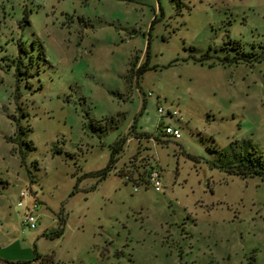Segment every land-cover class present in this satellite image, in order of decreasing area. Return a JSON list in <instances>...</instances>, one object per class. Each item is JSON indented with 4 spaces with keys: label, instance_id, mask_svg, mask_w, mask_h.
<instances>
[{
    "label": "rangeland",
    "instance_id": "374dc122",
    "mask_svg": "<svg viewBox=\"0 0 264 264\" xmlns=\"http://www.w3.org/2000/svg\"><path fill=\"white\" fill-rule=\"evenodd\" d=\"M262 43L264 0H0V264H264Z\"/></svg>",
    "mask_w": 264,
    "mask_h": 264
},
{
    "label": "trees",
    "instance_id": "16d2710c",
    "mask_svg": "<svg viewBox=\"0 0 264 264\" xmlns=\"http://www.w3.org/2000/svg\"><path fill=\"white\" fill-rule=\"evenodd\" d=\"M261 47L260 53L259 52H255L252 51L251 53L256 55V58H260L262 56V53L264 54V43L259 45ZM135 60V58H134ZM134 60L131 61L128 71L129 73L132 72L134 75H136V77H138V74H140V72L145 69L146 67L144 66H138L134 71H132V66L134 64ZM137 134V138H141L142 136H146V137H150L149 134L146 133H136ZM157 139V137H156ZM125 139L122 137H118L115 139V141L113 142V144L111 145V156H109V160L107 165L105 166V168H103L102 170H100V175L101 178H104L114 167L115 161L117 159V154L122 150L123 148V144H124ZM135 156V155H134ZM254 159L252 157H249L248 160ZM253 162H250L248 166H246V169L241 166L242 163H240L236 169L234 170L235 173L237 174H255L258 173V169L253 168ZM155 167L154 164H148V162L146 164L143 165H135V167L133 168V170H128V176L129 178L136 183V185H140L145 183V179H146V175H148L149 171L151 170V168ZM135 174H134V173ZM118 174L121 176H124L126 173H124L122 170H118ZM62 227L59 228V230L57 231L58 233L61 232ZM40 259V263L39 264H51L53 263V259L52 256L50 255H36V260ZM19 263V262H18Z\"/></svg>",
    "mask_w": 264,
    "mask_h": 264
},
{
    "label": "built area",
    "instance_id": "2783aa9c",
    "mask_svg": "<svg viewBox=\"0 0 264 264\" xmlns=\"http://www.w3.org/2000/svg\"><path fill=\"white\" fill-rule=\"evenodd\" d=\"M158 112L161 116H166V115H177V111L172 109V110H164L162 107H158ZM162 131L165 134L171 135L174 138H179L180 137V131L178 128L174 127L173 125L165 124L162 127ZM161 169L157 167L151 168L149 171L148 175H146L145 183L150 184L155 191H160L162 187V182H161ZM125 178L128 179L129 176L128 174H125ZM129 180V179H128ZM135 183V182H134ZM136 184V183H135ZM137 186V185H136ZM136 186H134V189H136ZM28 189H21L19 190V201L17 202V206L22 208V216H23V222L27 225L28 228H34L36 227V215L33 213L34 209L37 206L36 199L32 194H30ZM29 198L28 201L25 200V198Z\"/></svg>",
    "mask_w": 264,
    "mask_h": 264
}]
</instances>
